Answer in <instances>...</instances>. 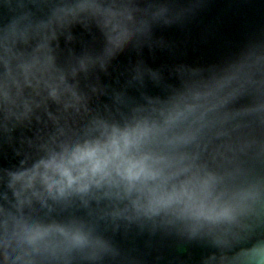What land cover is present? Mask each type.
<instances>
[{
  "label": "clouds",
  "instance_id": "obj_1",
  "mask_svg": "<svg viewBox=\"0 0 264 264\" xmlns=\"http://www.w3.org/2000/svg\"><path fill=\"white\" fill-rule=\"evenodd\" d=\"M0 264H264V0H0Z\"/></svg>",
  "mask_w": 264,
  "mask_h": 264
}]
</instances>
